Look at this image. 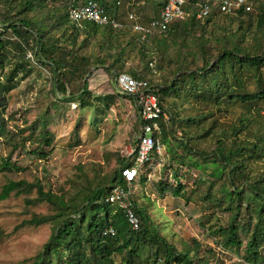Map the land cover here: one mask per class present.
Instances as JSON below:
<instances>
[{
  "label": "rangeland",
  "instance_id": "rangeland-1",
  "mask_svg": "<svg viewBox=\"0 0 264 264\" xmlns=\"http://www.w3.org/2000/svg\"><path fill=\"white\" fill-rule=\"evenodd\" d=\"M128 1L130 0H123ZM252 1L253 12L239 19L215 16L211 17L209 23L202 20L195 29H187L188 32L178 33L174 38L166 35L150 39L145 51L152 53L157 59L156 76L145 70V62L150 54L142 59L134 52L135 54L126 57L123 68L110 69L111 59L107 58L97 44L99 34L86 39L83 34H79L72 45L65 41L69 33L73 32L71 24L68 23V33H65L64 28L55 33L64 46L76 52V60L72 63L79 73L66 72L62 78L67 91L76 94L86 83L90 94L87 100L91 106L82 108L73 101L69 102V99L62 101L60 95L56 97L48 69L33 62L28 63L29 73L25 77L19 75V86L4 96L1 112L5 129L0 139V164L1 160L9 159L17 170L4 171L0 166V193L3 186L10 181L25 182L33 187L18 194L13 192L7 199L0 201V264H31L55 230L57 224L54 218L59 210L56 205L39 202L34 186H41L43 192L50 193L57 199L63 198L67 204L79 206L89 191L109 185L120 161L125 158L124 152L134 148L136 112L132 100L116 93L115 74L139 71L148 77L152 87L170 84L180 68L195 71L203 67L206 60L213 61L221 46L220 43L217 44L215 37L220 39L224 35L247 53H263L264 29L260 36L256 27V15L264 14V0ZM61 2L63 0H49L48 8L58 7ZM157 3V0H138L135 4L136 13H133L147 22L159 10ZM43 13L41 9H37L29 16L41 17ZM125 17L122 16L123 20ZM200 26L206 30L205 38H209L203 52L199 47ZM210 32L215 35L209 34ZM205 52L208 54H204ZM28 58L32 59L30 54ZM97 59L105 60L104 67L96 63ZM217 74L216 78L199 88L192 89L190 86L185 90L177 85L169 88L166 114L171 116L175 129L181 128L184 132V128L179 125L185 117H193L201 122V126L197 128L200 135L223 138L221 127H215L218 124L217 119H213L211 123L206 122L210 120L209 115L224 109L222 95L230 84L229 75H225L223 71H217ZM256 89L255 81L251 80L249 90ZM107 96L111 99L105 104L104 98ZM174 97L176 102L173 101ZM252 111L254 114H250L251 122L248 126L263 130L264 102L259 103ZM248 114L243 107L235 106L230 107L226 113L216 114V117L223 128H228L236 123L237 118L249 117ZM43 118L50 132L51 143L48 147L41 146L45 157L40 159L33 151L37 148V135L41 128L39 121ZM160 123L163 124L165 132L162 141L160 128L159 139L164 146V164L156 167L150 182L145 180L144 171L141 170L135 183L129 186L134 205L147 214L150 230L163 237L177 254L187 252L194 262L205 260V264H248L243 258L244 248L250 238L255 215L244 216V201L241 202L244 211L242 210L238 221L239 237L242 241L240 249H224L218 233L220 228L227 227L230 216L234 213L233 202L228 210L225 209L229 204L228 194L235 187H240L244 180L235 178L232 183L228 179L227 171L221 173L222 169L218 164L213 170V165L209 163L205 172L194 169L199 172L200 179L193 188L192 179L195 178L185 171H179V176H182L180 182L185 188L178 197H173L171 189L176 164L171 162L187 153L180 147L176 137L178 130L174 132L170 121L165 119ZM260 137L264 138L256 135L254 139L259 141ZM193 148H205L206 154L210 155L215 143L198 142ZM187 163L192 165L191 161ZM251 169L254 170L253 175L264 174V159L253 161ZM160 183L164 184L162 189L159 187ZM42 217L52 219L41 225L31 223L32 220ZM262 229L264 233V225ZM145 247L140 254L142 264H147L150 257L149 247ZM258 252L257 264H264V241ZM113 261L115 264H123L118 255L113 256ZM52 264L56 262L53 260Z\"/></svg>",
  "mask_w": 264,
  "mask_h": 264
},
{
  "label": "trees",
  "instance_id": "trees-1",
  "mask_svg": "<svg viewBox=\"0 0 264 264\" xmlns=\"http://www.w3.org/2000/svg\"><path fill=\"white\" fill-rule=\"evenodd\" d=\"M50 1L55 2V0ZM84 1L86 0H63L58 7L48 8L49 0H0V139L3 137L5 129V120L1 112L4 104L1 105V102L4 101L5 95L19 86V75L25 77L29 73L28 63L30 62L36 65L40 64V66L48 69L52 76V86L56 97L60 95L62 101L69 99V102L73 101L82 108L91 106V103L87 100L90 94L86 83L79 88L76 94L68 93L66 83L62 78L66 72L79 73L78 68L72 63V61L76 60V52L64 46L61 38L55 36V33L63 28L65 33H68V23L71 24L67 14L69 5L72 3L81 4ZM93 1L98 3L110 18L119 22L121 27L113 29L111 26L100 27L94 23L86 22L81 29H77L71 24L73 32L69 33L65 41L74 45L75 39L79 34H83L85 39L99 34L97 44L104 51L107 58L111 59L110 69L115 67L123 68L126 64V57L135 53L140 55L142 59L145 58L150 54L145 51L146 44L150 39L162 38L166 35L174 38L178 33L195 29L200 22L195 18L199 0H188V4L185 6L188 16L184 20L170 25L165 34L149 36L145 41H141L140 35L132 31L131 24L127 19V12H135V4L138 0H130L128 2L120 0L119 5H117L116 0ZM250 1L253 3V8L250 12H242L235 17H230L213 11L212 15L205 20L209 23L211 17L215 16L239 19L251 14L254 10V2ZM157 2V6L160 9L166 0H157ZM37 9H41L44 12L43 16L31 18L29 15L35 13ZM123 15L126 16L125 20L122 18ZM256 18L257 31L261 36V31L264 29V14L256 15ZM139 20L142 24H146V21H142L140 17ZM205 31V28L200 26L199 47L201 52H203V47L209 39L208 37L205 38ZM242 37H244L243 34ZM215 41H217V44L220 43L221 46L220 52L213 61L209 62L206 60L205 65L195 71L180 68L170 84L152 87L153 92L158 97L159 106L163 113L159 120L163 141L165 132L164 126L160 121L165 119L170 121L171 127L175 129V123H172L171 116L169 117L166 114L168 112L166 99L168 98L169 88H174L176 85L185 90H188L190 86H192V89L194 87L199 88L208 84L209 80L216 78L218 75L217 71H223L225 75H229L230 79L226 93L222 95L224 98V109L209 115L210 120L206 121L207 119H205L208 123H211L213 119L218 120L217 123L219 125L217 124L215 127H221L224 134L223 138L222 136L200 135L197 128L201 126V122H197V119L193 117H185L183 123L179 125L184 128V132L183 130L181 131V128L175 129L174 132L178 130L176 137L179 140V145L187 155L180 159L178 157L174 158L173 160L175 161L171 162L176 164L171 194L173 197H178L185 188V185L180 182L182 176H179V171H185L192 178L194 175L196 176L195 179H192L194 181L192 184L193 188L195 182L200 179L199 172L194 169L205 172L209 163L213 165V170L214 166L218 164L222 169L221 173L227 171L228 179L232 183H234L233 180L235 178H242L244 180L243 184L240 187H235L228 194L229 204L226 205L225 209L228 210L233 202L235 203L234 213L231 214L227 227L220 228L218 233L222 239L221 246L224 249H240L242 241L239 237L240 225L238 221L243 210L241 202L244 201L246 204L245 211L243 210L244 216L250 217L254 214L255 222L250 238L245 245L243 258L248 264H257L259 258L258 249L264 241L262 229L264 225V174L253 175L254 170L251 169V165L253 161H262L264 159V138L260 137L259 141L254 139L256 135L264 136V129H251L248 125L251 122L250 114H254L252 110L256 109L259 103L264 102V52L261 54L247 53L226 35L220 39L215 37ZM28 54L31 55L32 59L28 58ZM151 54L147 62H145V70L156 76L157 59ZM204 54H208V52ZM81 61L84 62L83 58H81ZM95 61L104 67V59ZM152 61H155L154 72H151L148 68L149 63ZM121 73L148 81V77L142 75V72L139 71H130L129 73L122 71L116 73L115 77ZM251 80H254L257 85L255 91L249 90ZM110 99L109 96L104 98L105 104ZM98 101H100L99 98ZM173 101L176 102L175 97ZM53 106L54 104H52ZM235 106H240L247 110L249 117H239L236 123L228 128H223L216 114L226 113L230 107ZM39 126L41 128L37 135V148H35L33 153L37 154L40 159H44L43 157L45 156L41 146H50V132L46 128L44 118L39 121ZM209 141L215 143V148L210 155L206 154L205 148H201V150L193 148L195 143ZM160 144L164 148L161 142ZM207 160L211 161L208 162ZM190 161L192 165L187 163ZM130 165L129 159L122 158L120 166L109 185L89 191L79 206L67 204L63 198L57 199L52 194L43 192L41 186H34L38 193V201L56 205L59 211L54 218L57 224L54 232L42 246L41 251L34 257L31 264H52L53 260L56 264H115L113 256L116 255L120 256L123 264H142L140 254L146 248L145 246H148L150 251L147 264H205V260L194 262L187 252L177 254L173 246L168 245L163 237L159 236L156 231L150 230L147 214L134 203L133 211L140 221L138 231L131 230L117 205L105 202V197L113 187H128V184L123 181L121 176V169ZM0 166L4 171L17 170L9 159L1 160ZM144 178L147 181L146 177ZM163 185V183H160L159 187L162 189ZM32 187V185L25 182L10 181L3 186L0 193V201L7 199L13 192L18 194L28 191ZM51 219L42 217L32 220L31 223L41 225ZM108 228L114 230L113 236L104 235L105 230Z\"/></svg>",
  "mask_w": 264,
  "mask_h": 264
},
{
  "label": "built area",
  "instance_id": "built-area-1",
  "mask_svg": "<svg viewBox=\"0 0 264 264\" xmlns=\"http://www.w3.org/2000/svg\"><path fill=\"white\" fill-rule=\"evenodd\" d=\"M120 0H116L119 5ZM188 0H166L161 7L158 17L142 24L139 17L128 12L127 19L133 32L140 35V40L145 41L149 36L165 34L169 26L175 22L184 20L188 13L185 10ZM253 3L250 0H199L197 3L196 20L202 21L209 18L213 11L230 17H235L244 12H250ZM68 20L77 29H81L84 23H94L97 26H111L118 29L121 24L110 18L106 11L95 1L86 0L81 4L69 5ZM155 61L149 63L148 68L154 72ZM116 93L133 101L137 116L135 146L124 152L125 158L131 162L130 166L121 169L123 181L128 184L127 188L115 186L105 197V202L117 205L123 213L128 226L133 231H138L140 221L133 211L132 190L136 178L144 171V176L150 182L156 167L164 164V150L159 142V120L162 111L158 97L153 92L152 86L146 79H136L128 74L121 73L115 77ZM196 176L194 175L193 178ZM114 230L108 228L104 235H114Z\"/></svg>",
  "mask_w": 264,
  "mask_h": 264
},
{
  "label": "crops",
  "instance_id": "crops-1",
  "mask_svg": "<svg viewBox=\"0 0 264 264\" xmlns=\"http://www.w3.org/2000/svg\"><path fill=\"white\" fill-rule=\"evenodd\" d=\"M160 9H161V8H160ZM160 9H159V10L156 12V15H155V17H153V18H156V17H158V15H159V12H160ZM153 18H151V19H153ZM151 19H150V20H151ZM148 21H149V20H148ZM148 21H147V22H148ZM147 22H146V23H147Z\"/></svg>",
  "mask_w": 264,
  "mask_h": 264
}]
</instances>
